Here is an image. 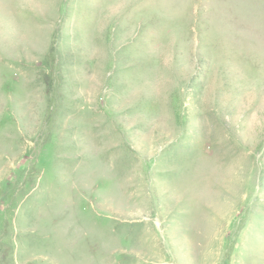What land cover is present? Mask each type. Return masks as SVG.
<instances>
[{
  "label": "rangeland",
  "instance_id": "rangeland-1",
  "mask_svg": "<svg viewBox=\"0 0 264 264\" xmlns=\"http://www.w3.org/2000/svg\"><path fill=\"white\" fill-rule=\"evenodd\" d=\"M0 264H264V0H0Z\"/></svg>",
  "mask_w": 264,
  "mask_h": 264
}]
</instances>
